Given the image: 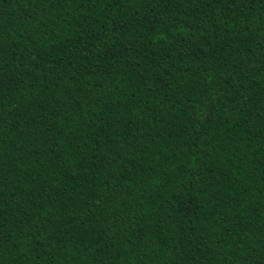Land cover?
<instances>
[{
  "label": "trees",
  "instance_id": "16d2710c",
  "mask_svg": "<svg viewBox=\"0 0 264 264\" xmlns=\"http://www.w3.org/2000/svg\"><path fill=\"white\" fill-rule=\"evenodd\" d=\"M0 264H264V0H0Z\"/></svg>",
  "mask_w": 264,
  "mask_h": 264
}]
</instances>
